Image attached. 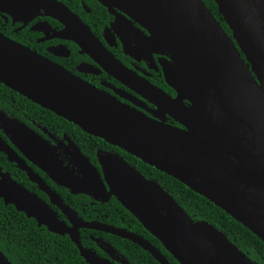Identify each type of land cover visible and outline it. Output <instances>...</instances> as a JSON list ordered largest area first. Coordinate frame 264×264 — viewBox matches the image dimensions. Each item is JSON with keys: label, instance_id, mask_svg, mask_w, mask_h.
I'll list each match as a JSON object with an SVG mask.
<instances>
[{"label": "water", "instance_id": "obj_1", "mask_svg": "<svg viewBox=\"0 0 264 264\" xmlns=\"http://www.w3.org/2000/svg\"><path fill=\"white\" fill-rule=\"evenodd\" d=\"M97 1L111 13L122 11L149 32L146 36L124 15L117 16L116 24L125 32L138 33L139 43L132 53L145 49L170 55L173 62L162 63L163 72L177 98L130 73L57 0H0V11L31 18L43 9L64 25L56 36L74 40L111 75L162 107L182 128L120 103L1 33L0 83L176 178L264 243V0H214L231 35L203 0ZM179 97L189 104L181 103ZM0 123L15 143L18 138L30 141L27 131V135H19L25 129L21 123L1 111ZM36 139L31 158L53 180L104 201L114 195L179 264H252L223 232L207 221H194L158 182L145 178L119 155L98 153L102 178L78 149L71 153L77 168L68 169L50 145ZM4 150L15 157L9 148ZM44 190L72 226L0 169L4 204H12L48 231L67 234L86 263L112 264L80 244L79 227L98 228L128 239L160 264H172L142 236L84 222L58 195L47 187ZM110 249L108 244L107 251ZM0 264H12L1 250Z\"/></svg>", "mask_w": 264, "mask_h": 264}, {"label": "flooded vegetation", "instance_id": "obj_2", "mask_svg": "<svg viewBox=\"0 0 264 264\" xmlns=\"http://www.w3.org/2000/svg\"><path fill=\"white\" fill-rule=\"evenodd\" d=\"M57 1L68 7V9L90 29L91 33L99 40L105 49L128 69L130 73L135 75L138 79L148 82L160 89L169 97L173 99L177 98V92L168 85L163 72L162 63L173 62L170 55L166 52L159 53L150 51L148 53L145 49H141V51L137 53H132L131 49L135 51L139 43L136 37L138 33L133 30L125 32L120 25L116 24V18L117 16L121 17L124 15L126 20H130L133 27L139 28L144 35L148 36L149 32L146 29L131 20L129 16L118 9L116 11L117 14L109 12L108 9L97 0ZM125 19L124 21H126ZM63 27L64 25L61 22L45 14L43 9H39L31 18H15L9 13L0 11V33L5 37L51 60L53 63L61 66L79 79L114 97L120 103L143 113L147 117L163 121L176 127H183L174 118L169 116L162 107L151 102L134 87L111 75L98 61L83 51L74 40L56 36L55 34L61 31ZM5 87L6 88H3V86L0 85V111L9 119L21 123L25 129L22 128L24 130H21V134L19 135L25 136L28 133L30 141L23 140V142H20L18 138V143H15L12 134L7 132L6 127L2 126L0 123V169L8 173L13 180L45 202L67 226H72L73 223L66 214L62 212L61 208L51 200V196L44 188L47 187L55 195H58L62 202L74 210L78 217L84 222L102 227L122 228L136 233L131 230L134 226L133 218L121 209L120 206L122 204L114 195L108 196L104 201V199L94 197L86 192H73L70 187L60 185L53 180L49 174L31 158V155L33 142L39 137V140L44 141L54 149V152L65 168L71 169L72 166L77 168L72 162L71 153L74 149H78L103 178L104 175L98 160V153L105 152L119 155L131 167H134L148 179V177L135 166V162H137L139 158L116 145L108 143L102 138L84 132L74 123L60 116L58 117V115L52 111L41 107L7 86ZM178 99L184 105L189 104L185 98L179 97ZM25 131H27V133ZM3 148H9L12 153L14 152L13 154L15 157L10 158ZM75 174H77V172H75ZM78 176H81V174L79 173ZM101 197L105 198L106 196L101 195ZM127 211L132 214L129 210ZM24 215L26 216L25 213ZM26 218L31 219L37 225L34 218L27 216ZM4 220L8 225L11 223V220L6 216ZM37 226L45 227L44 225ZM78 233L79 242L84 248L89 249L103 259L109 260L112 264H160L148 251L143 249L149 255L139 252L135 245H133L135 244L133 242H131L130 245L128 243H115V238L122 237L102 229L79 227ZM65 235L68 236L67 234H63L62 236ZM143 238L149 241V239ZM122 239L128 240L125 238ZM108 244L112 247V250L110 249L107 251ZM152 245L166 257L169 263L176 264L171 261L156 244ZM23 261L25 264H39V258L34 259L31 256L24 258Z\"/></svg>", "mask_w": 264, "mask_h": 264}, {"label": "trees", "instance_id": "obj_3", "mask_svg": "<svg viewBox=\"0 0 264 264\" xmlns=\"http://www.w3.org/2000/svg\"><path fill=\"white\" fill-rule=\"evenodd\" d=\"M203 1L226 33L231 35V30L218 12L214 0ZM241 56H243L242 53ZM0 85L6 88L3 84L0 83ZM43 110L48 112L45 109ZM61 120L67 122L66 120ZM75 127L79 129L77 126ZM135 163L137 169L144 173L148 179L150 178L158 182L194 221L204 220L212 224L223 232L252 264H264V243L248 228L236 221L208 199L192 191L176 178L157 170L153 166L142 162L140 159H137ZM120 207L134 220V226L131 230L149 239V241L152 244H156L171 261L179 264L172 255L165 250L162 244L144 229L142 224L132 214L122 205ZM5 216L11 220L9 225L6 224L4 220ZM114 241L118 244L128 243L130 245L131 243V241L118 237L115 238ZM133 245H135L139 252L149 255L136 244ZM0 250L12 264H25L23 259L30 256L34 259L39 258V264H88L80 256L77 247L68 236L55 234L48 231L43 226H37L31 219H27L23 212L17 211L13 205H4L1 198Z\"/></svg>", "mask_w": 264, "mask_h": 264}]
</instances>
